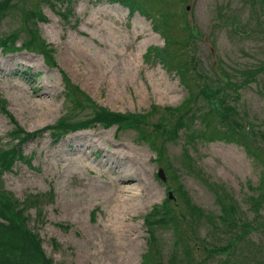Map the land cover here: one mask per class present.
<instances>
[{"label": "rangeland", "instance_id": "obj_1", "mask_svg": "<svg viewBox=\"0 0 264 264\" xmlns=\"http://www.w3.org/2000/svg\"><path fill=\"white\" fill-rule=\"evenodd\" d=\"M139 2L147 15L108 0H13L16 7L0 20V37L18 33L20 47L34 27L23 19L22 9L40 11V44L53 51L56 64L39 51L6 54L0 49V148L10 146L13 119L36 132L67 115L74 120L89 116L91 110H70L64 96L67 75L109 111L148 113L157 106L148 120L150 129L167 114L165 108L193 106L189 96L199 92L200 81L216 88L230 80L238 86L228 88L224 98L236 108L237 122L248 125L245 134L256 155L241 144L216 139L215 128L210 130L201 118L194 134L206 129L208 139L187 143L182 135L165 145L161 160L157 149L137 142L136 132L118 133L116 126L78 131L58 142L44 132L23 145L24 160L1 173L2 190L20 202L38 198L39 208L28 212L30 227L55 264H144L147 255L150 264H264V199L259 198L264 179L259 157L264 152V0ZM165 48L179 68L188 67L185 80L153 57L154 50ZM249 69L260 73L244 82L242 73ZM219 105L200 94L194 109ZM217 121L223 131L225 125ZM184 148L197 172L184 165ZM121 178L131 182L118 187ZM180 185L203 217L190 214ZM167 200L175 223L149 225L146 217ZM220 200L239 206L237 228L220 220ZM244 222L253 226L247 237L219 251L235 241ZM150 230L156 238L152 252Z\"/></svg>", "mask_w": 264, "mask_h": 264}, {"label": "trees", "instance_id": "obj_2", "mask_svg": "<svg viewBox=\"0 0 264 264\" xmlns=\"http://www.w3.org/2000/svg\"><path fill=\"white\" fill-rule=\"evenodd\" d=\"M47 2H52V0H45ZM62 2V0H59ZM111 3H120L131 10V13L140 12L141 14H146V10L139 2V0H108ZM13 0H1L0 1V20L9 14L10 9L16 7V3H12ZM66 4H69V0H65ZM55 6L54 4H52ZM23 19L32 21L34 25L33 28L27 30L28 39L20 47L17 44L19 38L18 33H10L5 35V37H0V49L6 54H13L20 50H34L43 53L45 56L48 55L49 63L55 66L52 53L53 51L47 50L45 46L40 44L41 40L37 30V23L43 21L44 17L40 11L36 10H23ZM69 15V12H68ZM66 15L65 17H68ZM190 24V23H189ZM39 45L41 47H39ZM166 47L168 45L166 44ZM165 49L154 50L153 57L161 60L167 68L175 69L177 73L180 74L181 79L185 80L187 75V68L182 69L178 67V64L173 63L174 56L167 52ZM149 53V51H148ZM48 63V64H49ZM49 64V65H50ZM185 63H182V66ZM260 73L258 69L245 70L242 74L245 76L244 82L254 79ZM64 74V73H63ZM229 77V75H228ZM183 80V81H184ZM63 81L65 84V100L69 105L70 110L74 114L83 113L90 111L89 116L84 119L74 120L70 115L62 117L56 124L48 126L43 130L36 132H28L21 128L14 121V128L9 134L10 142L9 147L0 148V175L1 173L11 171L13 166L19 161L24 160L23 145L27 142L34 140L35 138L42 136L44 132H50V135L54 138L55 142H58L63 137L77 133L78 131L89 130L91 128L101 126L105 129L116 126L117 132L134 131L137 134V142H145L149 146L158 150V158L161 160L165 153V145L168 143H177L184 135L187 138V143H191L197 137L208 139V130L202 131L200 134H194V125L198 118L202 119V122L210 130L215 128L216 139H223L228 142H236L248 148L251 155H256V151L252 150L249 143L250 139L246 137L247 124H241L237 122L236 116H239L235 107L227 104L225 95L228 94V88L237 87L238 85L232 81H228L227 85L219 86L214 88L210 82L200 81L203 83L199 92L189 96L193 99L195 105L200 94L204 97L215 98L219 102V107L212 109L208 108V111H195L194 105L180 106L178 108H165L166 115H163L153 123V128H149L148 120L154 117V114L158 111L157 106H153L151 111L148 113H116L109 111L105 108L97 106L93 100L87 96L83 91H81L76 85L72 83L67 75H63ZM209 107V106H208ZM2 110L7 113L4 106ZM217 117L220 122H223L225 127L223 131L219 128ZM236 122V125L232 123ZM233 125V126H232ZM40 136V137H41ZM257 138V133L254 134ZM214 139L213 137H210ZM256 141H253L257 144ZM160 143V146L157 144ZM185 149V162L184 165L191 171L197 172L194 168L193 159L189 155V152ZM262 155L260 159L264 161V152H260ZM264 179L261 183L262 194L259 195L260 200L264 199ZM179 191L181 192L184 200H186V205L189 207L190 214L203 217L205 214L201 209L192 204L186 191L183 190L182 186H179ZM169 200L162 206H156L152 212L146 217V222L149 225L153 223H159L161 225H168L170 222L175 223V217L173 216L172 209L167 205ZM221 202V200L219 201ZM255 202V201H254ZM256 205L253 204L255 208H258L259 201H256ZM222 215L220 220L224 224H228L230 228H237L238 222L241 220L238 216L239 206L235 203H222L221 202ZM31 207L39 208L38 198L34 199V196H29L26 201L20 202L16 200L11 194H7L2 190L1 180H0V264H55L54 261L47 256L43 243L38 234L30 227V216L28 214ZM41 209L38 210L37 215L41 217ZM208 220H211V216H208ZM153 219V220H151ZM195 221V220H194ZM253 226L250 223H242V231L235 237V241L225 248H220L219 251H228L234 248L236 244L243 241L247 235L251 232ZM150 241L149 248L152 252L154 245L156 243V238L153 231L150 230ZM188 250V248L186 249ZM218 251V250H216ZM175 257V256H174ZM152 259L148 257L145 258L144 264H150Z\"/></svg>", "mask_w": 264, "mask_h": 264}, {"label": "bare ground", "instance_id": "obj_3", "mask_svg": "<svg viewBox=\"0 0 264 264\" xmlns=\"http://www.w3.org/2000/svg\"><path fill=\"white\" fill-rule=\"evenodd\" d=\"M131 181L128 178H121L118 182V187H122V185L129 184ZM118 215L116 216V220H118ZM121 232L125 230V227L119 224V227H117Z\"/></svg>", "mask_w": 264, "mask_h": 264}, {"label": "water", "instance_id": "obj_4", "mask_svg": "<svg viewBox=\"0 0 264 264\" xmlns=\"http://www.w3.org/2000/svg\"><path fill=\"white\" fill-rule=\"evenodd\" d=\"M189 10H190V7L188 6V7H187V11H189ZM189 22L191 23L192 21L189 20ZM214 49H215V48L211 45V52L213 53V56H214ZM214 57H215V56H214ZM213 66H214V65H213ZM214 67H215V66H214ZM159 177H160L161 179H163L164 181L166 180V177H165L164 171H163L162 169H160V171H159ZM169 196H170V199L173 198L172 193H170Z\"/></svg>", "mask_w": 264, "mask_h": 264}]
</instances>
